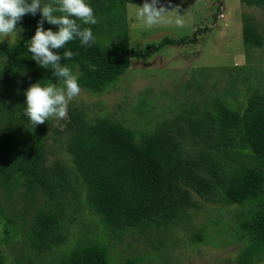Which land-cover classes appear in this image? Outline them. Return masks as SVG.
Masks as SVG:
<instances>
[{
  "label": "trees",
  "instance_id": "16d2710c",
  "mask_svg": "<svg viewBox=\"0 0 264 264\" xmlns=\"http://www.w3.org/2000/svg\"><path fill=\"white\" fill-rule=\"evenodd\" d=\"M240 1L264 10V0ZM86 2L98 23L82 26L92 28L95 44L82 46L76 39L65 49L54 51L61 56L63 51L74 53L61 64L69 67L80 88L88 91H105L127 71L131 57L144 58L165 45H184L196 39L194 32L131 49L126 5L135 1ZM40 19L39 12L24 16L18 25L23 38L0 42V189L8 199L17 192L25 200L23 211L35 204L27 234L31 251H59V261L51 258L40 264H109L106 236L122 238L126 232L145 238L154 233L156 248L163 246L177 228L186 230L193 244L205 242V224L192 226L194 212L200 207L194 194L220 205L243 206L231 229L242 243L234 262H260L264 254V87L242 75L239 81L244 87L231 82L222 89L237 100L221 93L198 98L210 70H214L200 68L197 80L185 83L183 93L188 92L187 96L172 110L174 115L155 121L146 130H136L109 115L89 118L83 107L70 105L68 119L55 129L66 135L70 161L48 162L46 125L50 119L32 130L24 115V92L31 84L62 86L50 69L39 67L31 59L27 50ZM43 27L58 31V26L46 21ZM241 34L246 54L264 46V34L247 13L242 15ZM236 69L217 67L225 72L227 83L239 77ZM82 201L96 214L104 231L86 229L72 243L63 244L68 223L84 208ZM0 218L2 231L7 234L0 238V264H5L3 244L20 227H14L6 216L1 195ZM64 245L67 248L62 249ZM137 261L128 258L122 264Z\"/></svg>",
  "mask_w": 264,
  "mask_h": 264
},
{
  "label": "rangeland",
  "instance_id": "374dc122",
  "mask_svg": "<svg viewBox=\"0 0 264 264\" xmlns=\"http://www.w3.org/2000/svg\"><path fill=\"white\" fill-rule=\"evenodd\" d=\"M134 1L126 5L128 43L131 49L158 43L163 37L191 36L194 32L196 39L184 45H165L144 58L131 57L127 71L102 93L81 88L80 94L68 104L66 117L50 119L51 123L46 125L50 147L48 162L70 161L65 149L66 135L55 131L56 127H62L58 125L59 122L68 119L70 105L83 107L89 118L109 115L136 130H146L155 121L174 115L175 111L172 113V110L187 96L188 92L183 93L185 83L196 81V71L200 68L214 67V70H210L203 93L197 94L198 98L207 99L208 95L221 93V96L229 97L232 101L237 100L232 94L222 93V89L231 82L244 87L245 84L239 81L242 75L249 76L264 87V46L252 48L246 54L241 34L243 13L252 16L264 34L263 9L249 6L240 0H160L166 7L172 4L169 10L179 8L180 14H184L186 26L177 28L173 24L146 28L135 19L137 6H142L144 0ZM168 15L173 16L174 11ZM21 38L23 36L20 32L18 39L13 35L5 40L0 38V42L13 43ZM217 67H227L228 70L236 67L235 72L239 73V77L227 83L225 72L217 70ZM238 97L241 98V95ZM0 195L6 216L14 227H20L19 232L3 244L5 264H40L50 262L51 258L59 261L56 256L59 254L58 248L43 254L31 251L27 234L35 204L26 206L27 210L23 211L25 200L17 192H13L8 199L0 189ZM193 196L199 201L200 207L194 212L192 226L205 224V242L193 244L189 241L187 231L181 228L174 230L169 240L159 248L152 241L154 233L148 234L147 238L130 235L128 232L122 238L106 236L110 251L109 264H122L128 258H137L136 264H235V256L242 243L234 237L231 229L236 226V214L244 211L243 206L220 205L205 201L196 194ZM82 203L84 208L75 212L74 218L68 223L67 239L63 244L72 243L80 232L86 233V229L92 232L103 230L96 214L92 213L84 201ZM2 222L0 218V238L3 237L1 234L7 235L2 231ZM66 245L62 249L67 248ZM256 264H264V254L263 259Z\"/></svg>",
  "mask_w": 264,
  "mask_h": 264
},
{
  "label": "clouds",
  "instance_id": "9594fccd",
  "mask_svg": "<svg viewBox=\"0 0 264 264\" xmlns=\"http://www.w3.org/2000/svg\"><path fill=\"white\" fill-rule=\"evenodd\" d=\"M136 21L146 28L159 25H175L184 28L186 22L178 7L161 4L160 0H144L142 6H137ZM174 11L173 16L168 13ZM40 13L35 34L27 42V50L31 59L44 69H50L52 76L61 82L62 86L52 83L41 86L39 82L31 84L24 92L26 107L24 115L28 118L34 130L38 125L49 119H63L67 115L68 104L76 98L81 88L78 78L69 67L61 64V60L72 59V51H63L62 56L54 50L65 49L66 45L76 39L82 46L91 47L96 42L91 27L98 20L93 8L86 0H0V38L3 40L23 31L18 25L26 15L35 16ZM58 26V31L51 28L45 30L44 22Z\"/></svg>",
  "mask_w": 264,
  "mask_h": 264
}]
</instances>
